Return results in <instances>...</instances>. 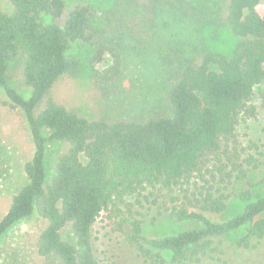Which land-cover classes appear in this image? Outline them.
Listing matches in <instances>:
<instances>
[{
  "label": "trees",
  "instance_id": "trees-1",
  "mask_svg": "<svg viewBox=\"0 0 264 264\" xmlns=\"http://www.w3.org/2000/svg\"><path fill=\"white\" fill-rule=\"evenodd\" d=\"M9 1L11 12L0 10V91L10 106L22 111L34 150L23 164L26 183L0 217V237L35 212L37 227L26 236L41 264H103L92 252L90 230L115 198L148 186L172 192L184 183L189 186L204 170L212 177L220 175L223 182L245 171L236 163L239 158L255 166L252 155L242 157L236 126L255 114L249 101L254 87L264 82V14L256 8L261 0H226L223 19L237 38L231 53L204 51L185 58L168 83L167 112L143 119H90L53 95L59 80L73 78L79 70V60L69 54L72 42L96 43L90 6L66 0ZM160 1L172 0L125 4L137 8L136 17L144 21L143 13ZM140 23L138 30L143 28ZM144 25L145 31L138 32L139 38L126 50L147 48L150 42L140 35L152 30ZM105 47L94 46V58ZM108 49L113 62L101 78L112 82L119 74L121 55ZM55 143L61 149L47 177V150ZM189 187L182 194L170 193L166 209L175 220L194 221L198 227L147 237L138 220L131 222L125 238L143 262H157L142 250L145 243L169 253V264H199L203 259L214 264H264V194L251 199L244 191L243 207L216 221L206 213L225 210L223 194ZM68 225L74 242L61 236ZM240 229L244 235L229 247L216 244L217 238ZM233 247L252 248V259L233 263L224 258Z\"/></svg>",
  "mask_w": 264,
  "mask_h": 264
},
{
  "label": "rangeland",
  "instance_id": "rangeland-1",
  "mask_svg": "<svg viewBox=\"0 0 264 264\" xmlns=\"http://www.w3.org/2000/svg\"><path fill=\"white\" fill-rule=\"evenodd\" d=\"M66 1L68 4L81 2L90 6L97 44L72 42L69 54L79 60V70L73 78L59 80L54 85L53 95L68 109L90 119H143L150 114L166 113V89L172 73L184 59L204 51L229 55L237 41L223 19L226 0L153 2L150 10L143 13L146 17L144 21L136 17L138 9L126 5L125 0ZM256 8L263 15L264 0ZM0 10L11 12V2L0 0ZM139 22L143 28L144 24L147 27L151 25L150 33L147 30L145 35H140L150 43L147 48L130 52L125 49L126 45L139 38L138 32L145 31L143 28L138 30ZM98 44L106 47L94 58V46ZM109 47L121 55L119 74L112 82L101 78V72L113 62ZM263 92L264 82L254 87L249 103L255 106V114L240 119L236 126L238 141L243 148L242 157L252 155L255 166L239 158L236 163L240 162L245 171L233 173L231 179H223V182L220 175L212 177L209 171L204 170L191 179L190 187L184 183L181 188L177 186L169 192L157 186H148L139 192L115 198L91 227L90 244L95 258L103 264H169V253L151 249L145 243L142 250H148L157 262H143L137 255L138 251L128 245L125 235L134 219L140 222L141 233L147 237L198 227L200 224L197 222L177 221L169 215L166 207L171 204L170 193L182 194V189L189 187L192 190L196 185L203 191L210 189L216 194H223L225 210L218 214L206 213L216 221L235 214L243 207L247 202L243 198L244 191L250 194L251 199L264 194ZM8 102L0 91V217L8 210L12 196L26 183L23 164L34 150L22 111ZM60 149L61 145L55 143L47 150V177L53 174L55 153ZM38 221L34 212L12 225L0 237V264H41L26 236L37 227ZM60 233L64 239L74 242L69 225ZM244 233L245 230L240 229L219 237L216 244L229 247ZM253 253L252 248L241 250L233 247L232 253L227 252L223 256L231 261L233 259L234 263L235 260L249 261ZM199 264H214V260L203 259Z\"/></svg>",
  "mask_w": 264,
  "mask_h": 264
}]
</instances>
